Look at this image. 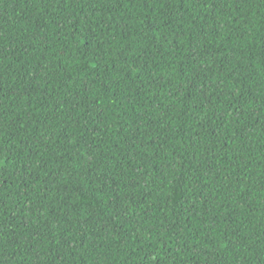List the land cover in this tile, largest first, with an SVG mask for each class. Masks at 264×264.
Wrapping results in <instances>:
<instances>
[{"label":"trees","instance_id":"obj_1","mask_svg":"<svg viewBox=\"0 0 264 264\" xmlns=\"http://www.w3.org/2000/svg\"><path fill=\"white\" fill-rule=\"evenodd\" d=\"M0 264H264V0H0Z\"/></svg>","mask_w":264,"mask_h":264}]
</instances>
